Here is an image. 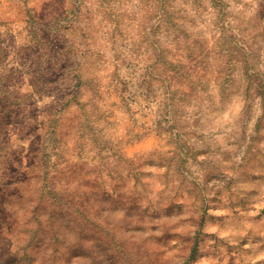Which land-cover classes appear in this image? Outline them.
Wrapping results in <instances>:
<instances>
[{
  "label": "rangeland",
  "instance_id": "374dc122",
  "mask_svg": "<svg viewBox=\"0 0 264 264\" xmlns=\"http://www.w3.org/2000/svg\"><path fill=\"white\" fill-rule=\"evenodd\" d=\"M0 264H264V0H0Z\"/></svg>",
  "mask_w": 264,
  "mask_h": 264
}]
</instances>
